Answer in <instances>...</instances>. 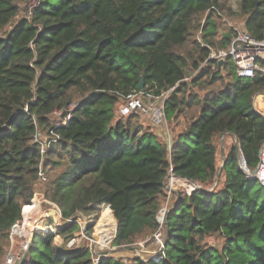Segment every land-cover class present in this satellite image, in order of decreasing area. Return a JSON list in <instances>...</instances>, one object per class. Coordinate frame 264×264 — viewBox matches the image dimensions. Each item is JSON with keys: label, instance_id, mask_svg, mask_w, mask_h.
<instances>
[{"label": "trees", "instance_id": "obj_1", "mask_svg": "<svg viewBox=\"0 0 264 264\" xmlns=\"http://www.w3.org/2000/svg\"><path fill=\"white\" fill-rule=\"evenodd\" d=\"M25 1L0 0V264L14 226L22 236L36 231L23 264H94L89 246L69 249L62 239L78 229L72 219L79 212L100 209L103 243L113 240L116 225L117 247L164 231L158 253L131 264H264V182L249 174L264 145V115L253 107L264 75L239 77L230 58L222 66L209 59L211 45H229L217 22L223 1L40 0L29 18L17 19ZM239 11L247 30L264 40V0H239ZM202 22L210 47L195 41L207 65L193 82L206 77L200 89L207 91L181 95L189 58L180 49ZM142 80L154 95L174 88L164 102L177 132L170 146L152 127L137 125L139 114H119V93L140 91ZM74 102L70 120L55 129L60 140L43 155L34 135L54 128L53 112L67 114ZM223 134L233 138L225 153ZM53 155L67 160L46 193L63 224L44 213L31 232L40 164ZM170 169L198 187L172 192L162 225ZM215 234L224 238L220 249L204 242ZM97 264L126 263L109 256Z\"/></svg>", "mask_w": 264, "mask_h": 264}, {"label": "rangeland", "instance_id": "obj_2", "mask_svg": "<svg viewBox=\"0 0 264 264\" xmlns=\"http://www.w3.org/2000/svg\"><path fill=\"white\" fill-rule=\"evenodd\" d=\"M224 4V11L225 13H222L228 21H233L230 22L232 24H238V25H245V18L240 14L239 11V0H222ZM31 0H26L24 3H21V12L17 19L25 17L27 14V10L29 8ZM231 10V11H230ZM222 22L220 20H217L219 23V33L221 34L222 32H228L230 30L229 23L226 24L224 19H222ZM204 22L201 24H197L196 27L193 28L191 32L190 39L188 43L180 49V52H183L188 58H189V65L187 67V76L185 79V82L188 84L186 91L181 94L188 96L190 92L192 93H198L199 95L203 96L207 90H201V86L207 85V79L206 77L199 79L197 82H193L194 79H198L202 69L207 65V61H200L199 60V55H198V43H204V40L202 39V25ZM218 38V37H217ZM219 39V38H218ZM197 41L198 43H196ZM219 44H214L211 45L212 50L219 48ZM211 50V51H212ZM194 61L198 63L200 61L199 68L195 67ZM224 75L226 72H223ZM210 78H208L209 80ZM220 83L218 82L217 84L212 85L211 87H217L219 86ZM171 94V92L168 94V96ZM80 96L76 95L75 101L79 100ZM77 102H74V104ZM153 103L156 104H161L162 100L158 101H153ZM195 112V108H190L188 115H191V113ZM140 119L138 120V124L142 129H145L147 127H152L158 134H160L167 142L169 136L173 133V122H170L166 120L165 124L163 126H153L150 123H153L149 117H144V116H139ZM169 133V135H167ZM220 158H221V153H220ZM51 160H47L46 156L43 158L42 163L40 164V172H43L44 178H41L39 176L36 185H35V194L33 197V201L35 198H37V201L39 202L40 205V210L38 214L35 217V222L39 220L41 216L44 215V213H48L51 210L54 209V205L59 208V206L52 202L47 196L46 193L49 189V184L51 180L56 177L58 174H60L67 163L66 159L59 158L56 155H53ZM57 162H60L61 165L56 164ZM174 179H171V178ZM182 179L180 177H176L172 175L171 177H168L166 179V184L169 187H173V189L178 190L180 188L186 189V185H181ZM168 191V190H167ZM172 193L168 192V197L171 196ZM172 195V199H173ZM166 205V204H165ZM164 205V206H165ZM60 209V208H59ZM61 212V209H60ZM102 209H100L99 213L91 214L86 216L83 213H78L76 217L73 219V222L79 225L78 229H76L73 233V237L76 239L75 241V247L79 246H89L92 250L93 256L95 259L98 257H109L113 256L115 258H120L122 259L125 263H130L129 260L133 259L134 257H140V258H147L149 256H152L153 254L158 253L160 245L157 243V238L156 236L158 234L163 235V230L162 231H157L155 233H149L147 235H141L139 236L134 243L129 244V245H123L120 247H117L114 245V238L113 240L108 243H103L101 242L99 237L97 236L96 232L98 230V224L100 222V219L102 218ZM160 219V217H158ZM46 219V220H45ZM61 219V217H60ZM44 225H46L47 222H51L48 217L44 218ZM93 223V226H90V224ZM92 227V229H89ZM24 231L21 233L23 234ZM20 233V232H19ZM20 233L19 235H16V238H13L14 242H10L7 248V252L12 248V250H15L16 248L19 247L21 241L25 240V237H22ZM70 234H68L69 236ZM66 237V236H64ZM70 239V238H69ZM12 240V239H11ZM67 240V239H66ZM64 241V238L62 239V242ZM205 243H208L209 245L215 246L217 248H221L223 243H224V238L220 234H215L211 236H207L204 239ZM67 243V241H66ZM65 243V244H66ZM65 247V245H64Z\"/></svg>", "mask_w": 264, "mask_h": 264}, {"label": "built area", "instance_id": "obj_3", "mask_svg": "<svg viewBox=\"0 0 264 264\" xmlns=\"http://www.w3.org/2000/svg\"><path fill=\"white\" fill-rule=\"evenodd\" d=\"M40 0H31L29 8L27 10L26 16L29 18L32 14L33 9L39 4ZM220 17L225 21L226 24L229 23L230 30L228 31L230 33V39H229V45L225 48H217L213 49L210 53L209 59H216L219 63L220 60H223V62L230 58L233 61L236 74L239 77H245V78H255L256 75H264V40H259L255 36H253L246 28L244 24L238 25V24H232L228 21V19L225 18V16L220 13ZM226 33V32H225ZM203 46H209L208 44L203 43ZM210 47V46H209ZM211 48V47H210ZM174 88H170L169 90L163 91L159 95H154L153 93H150L148 91L140 90V91H133L130 93H119L123 103L121 104L119 108V114L120 115H129L132 113H137L140 116L149 117V119L159 125L163 126L166 122L165 117V108H164V102L165 99L168 97V94L171 90ZM162 100L161 104L153 103V101ZM262 106H264V90L258 91L253 96V107L254 109L264 115V110L262 109ZM77 107V103H73L70 106L69 112L67 114L64 113L63 110H55L53 112L54 117V128H51L48 132H40L37 131L34 135V141L38 144L40 147V151L43 155L47 154V152L50 150L52 145L56 142H58L61 138L60 134L55 130L56 127L60 125H65L71 118L72 111ZM168 145L170 146L171 143L169 142ZM258 172H257V178L262 180L264 182V145L261 149V158L260 162L258 164ZM172 175L176 176L172 170L170 169V173L166 176L164 180V185L167 192L172 193L173 191H176L173 189V187H169L166 184V179L168 177H171ZM39 176L41 178H44L43 172L39 173ZM179 177V176H176ZM181 185H186L185 182L188 183L186 186L187 191H191L194 188L198 187V184H194L191 182H188L185 178H182ZM171 179H174L173 177ZM56 211V215L49 214L53 216V221L56 226H61L63 224L62 214L60 212V209L57 208L54 205V209ZM167 211H161L159 213L160 223L163 225L166 221L165 215ZM61 217V219H60ZM72 221L71 219H69ZM22 231L17 230V226H14L12 229L11 235H10V242H14L13 238H16V235L20 236V233ZM23 234L21 233V236ZM24 241H21L18 248L15 250H12V248L7 252L3 264H19V262L22 260L23 255L27 251L30 243H31V237L30 235L25 234ZM157 243L160 245L159 248L163 247L164 245V238L162 234H158L156 236ZM12 239V240H11ZM66 243V247L71 249L74 248L76 239L74 238H68ZM101 258V257H100ZM99 257L97 259L94 258V264H97V262L100 259ZM131 264V263H126Z\"/></svg>", "mask_w": 264, "mask_h": 264}, {"label": "water", "instance_id": "obj_4", "mask_svg": "<svg viewBox=\"0 0 264 264\" xmlns=\"http://www.w3.org/2000/svg\"><path fill=\"white\" fill-rule=\"evenodd\" d=\"M225 35H226V37L228 38V39H230V33L229 32H226L225 33ZM222 64H223V60H220L219 61V65L220 66H222ZM143 88V80H142V82H141V84H140V89H142ZM237 147H238V144H237ZM257 172H258V167L256 168V169H254V170H252L251 172H249V174H250V176L251 177H253V178H257ZM219 178H220V176L218 177V179H217V181H216V185H217V183H218V181H219ZM186 179V178H185ZM188 182H191V183H194V184H197V182H195V181H193V180H189V179H186ZM50 214H53L54 216L56 215V211L55 210H51L50 211ZM166 215H167V212H166ZM166 215H165V219H166ZM166 221V220H165ZM116 230H117V225H116V228H115V237H116ZM35 233H36V231L34 230L32 233H31V235H30V237H31V241H32V239H33V237H34V235H35ZM74 236V234H70L69 236L68 235H66V237H64V241L66 240V239H68V238H71V237H73ZM114 237V238H115ZM63 241V242H64ZM26 252H25V254L23 255V258H22V260L19 262V264H23L24 263V260H25V258H26Z\"/></svg>", "mask_w": 264, "mask_h": 264}, {"label": "crops", "instance_id": "obj_5", "mask_svg": "<svg viewBox=\"0 0 264 264\" xmlns=\"http://www.w3.org/2000/svg\"><path fill=\"white\" fill-rule=\"evenodd\" d=\"M262 109L264 110V106H262ZM167 135H169V133H167ZM175 135H177V132L173 131V133L168 138V143L172 142V139L174 138ZM221 143H222V150H223L222 153H225L228 150V148L230 147V145L233 143V138L229 135L223 134L221 137ZM171 197H172V195L167 198V201L165 203L166 205L161 208L160 212L161 211H167V209L174 203V197H173V199Z\"/></svg>", "mask_w": 264, "mask_h": 264}, {"label": "bare ground", "instance_id": "obj_6", "mask_svg": "<svg viewBox=\"0 0 264 264\" xmlns=\"http://www.w3.org/2000/svg\"><path fill=\"white\" fill-rule=\"evenodd\" d=\"M187 183V182H186ZM187 185H188V183H187ZM36 221V220H35ZM35 221H33L32 222V226H31V232L33 231V229H34V225H35ZM102 242V241H101Z\"/></svg>", "mask_w": 264, "mask_h": 264}]
</instances>
